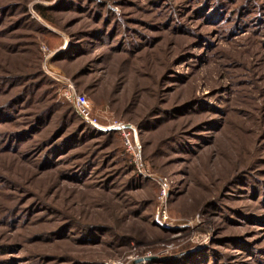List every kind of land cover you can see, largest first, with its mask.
I'll use <instances>...</instances> for the list:
<instances>
[{"label":"rangeland","instance_id":"obj_1","mask_svg":"<svg viewBox=\"0 0 264 264\" xmlns=\"http://www.w3.org/2000/svg\"><path fill=\"white\" fill-rule=\"evenodd\" d=\"M22 94L0 264H264V0H0V106Z\"/></svg>","mask_w":264,"mask_h":264},{"label":"trees","instance_id":"obj_2","mask_svg":"<svg viewBox=\"0 0 264 264\" xmlns=\"http://www.w3.org/2000/svg\"><path fill=\"white\" fill-rule=\"evenodd\" d=\"M42 13H44V12H42ZM44 17H46V16H44ZM34 95H35V93L32 96H34ZM26 97L27 96L22 94L19 97H14L11 102L6 103L5 105H1L0 106V116H4L6 114V119H8V121L12 122L15 119V114H12V112H14V109H13L14 103L20 99L25 100ZM53 101H54V104H50L49 106H47L43 110H41L39 113L27 116V119H30L28 122L29 128L26 129V133H29V136H32L33 134H35V135L41 134L42 129H44V126L48 125L52 121V117H53L54 113L57 112L58 110H60L59 109L60 104L56 103L54 99H53ZM31 102H32V100H29L27 103V106L29 104L31 105ZM9 108H12V109H9ZM8 121H2V123H4V124L9 123ZM67 126H68V122H67V120H64L60 126V129L58 131H56V133H54L52 136H50L49 138H46L45 140H43L41 142V144L39 145L41 148L40 147L39 148L45 149L44 150L45 157H47L48 154L51 153L53 150L58 148L59 143L57 141H55L58 137L62 136L63 141L60 142V145L63 143H67V142L69 143L70 140L74 139V137L76 136V133H77V132L75 133V130L73 132H71L70 134H68V133L64 134L66 132L65 130L67 129ZM82 127L83 126H80V130L83 129ZM85 127L86 126H84V130L86 129ZM22 133H23V131L22 132L19 131L16 133V134H18L17 136H19V138H17L18 141L20 139H22V137L20 136V135H22ZM16 134L12 135L11 137L15 136ZM14 138L16 141V137H14Z\"/></svg>","mask_w":264,"mask_h":264},{"label":"built area","instance_id":"obj_3","mask_svg":"<svg viewBox=\"0 0 264 264\" xmlns=\"http://www.w3.org/2000/svg\"><path fill=\"white\" fill-rule=\"evenodd\" d=\"M66 97H67V100L73 104L75 112L77 113L78 116H80V118H82L84 122L94 127L98 126L97 122L92 120L91 110L89 108V104H88V100L86 96L76 95L74 93L69 92L66 95ZM112 128H115V127H112ZM116 128L122 131H125L128 129L127 126H123V125H117ZM129 135L124 136L125 149L127 153H129L133 157V160H140V155L138 153L137 145L132 143Z\"/></svg>","mask_w":264,"mask_h":264}]
</instances>
